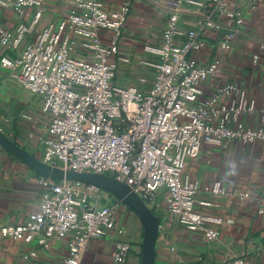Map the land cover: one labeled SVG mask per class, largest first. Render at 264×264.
<instances>
[{"label": "built area", "instance_id": "1", "mask_svg": "<svg viewBox=\"0 0 264 264\" xmlns=\"http://www.w3.org/2000/svg\"><path fill=\"white\" fill-rule=\"evenodd\" d=\"M68 1L70 9L42 25L22 47L43 17L45 0H0V9H12L19 17L13 28L0 23V48L17 52L2 56L1 65L13 71L23 89L40 96L47 116L37 157L64 171L109 175L144 203L162 195L180 226L201 233L205 241L217 240L222 218L206 209L218 206L228 191L214 181L201 192L185 172L187 160L202 144L263 141L264 126L243 121L256 103L236 83L227 81L204 94V83L223 64L221 56L206 51L207 38L215 32L219 50L230 51L246 34L244 10H255L260 0H243V6L239 0H169L160 41L145 44L143 55L120 48L128 3L114 10L103 0ZM186 5L196 22L189 29L180 25ZM27 9H32L31 24L23 20ZM130 71L140 73L137 83L117 81L118 73ZM29 180L42 186L36 209L22 221L0 223V236L23 243L37 240L42 247L52 239L64 240V264H81L88 243L114 231L119 238L112 264H127L130 243L116 224L120 199L103 204V189L79 180L40 174ZM218 264L247 262L224 254Z\"/></svg>", "mask_w": 264, "mask_h": 264}, {"label": "crops", "instance_id": "2", "mask_svg": "<svg viewBox=\"0 0 264 264\" xmlns=\"http://www.w3.org/2000/svg\"><path fill=\"white\" fill-rule=\"evenodd\" d=\"M108 9L118 10L128 3L126 25L120 48L124 53L143 55L145 44H157L169 16V0H103ZM244 5L243 0L238 1ZM41 21L32 26L22 43L31 41L48 21H56L70 9L68 0H45ZM184 6L180 25L196 26L194 16ZM245 11V35L237 38L230 51L222 52L210 31L206 51L223 59L220 72L203 85L204 94L227 81L236 83L255 100V110L242 117L247 126H264V0L253 11ZM32 9L23 20L31 24ZM17 14L0 9V23L13 28ZM179 42V41H178ZM16 51L0 48V131L27 151L38 155V136L45 131L47 116L42 113L39 95L23 89L13 71L1 65L2 56L15 57ZM258 59L254 62L253 55ZM132 72V71H130ZM146 88L147 85H140ZM186 174L197 181L201 192L214 181L228 191L217 201L218 206L206 209L222 218L219 238L205 241L201 233L180 226L165 208L163 196L156 202L144 203L138 198L119 206L116 224L124 228L130 243L127 264H218L224 254L242 256L247 264H264V140L243 144L232 141L227 147L202 144L198 154L187 160ZM73 174L86 172L72 171ZM89 174V173H87ZM86 177H91L89 175ZM39 175L0 145V223H16L32 213L42 194V186L29 180ZM103 189V204L116 196L111 188L115 181L109 176L98 178ZM122 197L124 195L115 192ZM247 193L243 197L241 194ZM159 224L161 227H159ZM114 231L92 239L81 264H112ZM36 252V256L31 253ZM67 246L64 240L52 239L48 247L34 240L30 243L0 236V264H64Z\"/></svg>", "mask_w": 264, "mask_h": 264}, {"label": "water", "instance_id": "3", "mask_svg": "<svg viewBox=\"0 0 264 264\" xmlns=\"http://www.w3.org/2000/svg\"><path fill=\"white\" fill-rule=\"evenodd\" d=\"M0 145H2L5 149H7L13 156L17 157L20 161H22L26 166H28L31 170H33L34 172L48 177V178H52V179H62V178H67L69 180H79V181H83L86 183H91V184H96L98 186H100L102 189H106L104 187V185L99 181V177L102 176H109V175H100V174H87L91 177H94L95 180H90L89 178H85L84 179H70L67 177V173L72 172V171H64L60 168L51 166V165H47L43 162H41L39 160V158L34 155L33 153L27 151L26 149H24L23 147H21L19 144H17L15 141L11 140L8 136H6L4 133H2V131H0ZM58 169L60 172L63 173V176L59 177V178H53L51 177V173L53 169ZM80 174V173H79ZM83 174V173H81ZM111 177V176H109ZM115 183L117 184H121L122 187V191L124 193V195L122 197H119V195L115 192H113L116 196V198L120 199L122 201V203H124L126 201V196L128 195V193L133 194L136 198H138L134 193L130 192V190L122 183H120L119 181H117L115 178L111 177ZM127 191V192H125ZM126 193V194H125ZM139 199V198H138ZM140 201H142L141 199H139Z\"/></svg>", "mask_w": 264, "mask_h": 264}, {"label": "rangeland", "instance_id": "4", "mask_svg": "<svg viewBox=\"0 0 264 264\" xmlns=\"http://www.w3.org/2000/svg\"><path fill=\"white\" fill-rule=\"evenodd\" d=\"M140 73L137 72H128V73H118V76L116 77L117 81L118 82H122V83H126V82H131V83H137V79L139 77ZM146 77L148 79V82L151 81V76L150 75H147L146 74ZM63 176V173L60 172L58 169H53L52 170V173H51V177L53 178H59ZM85 173L83 174H73L72 172H69L67 173V177L70 178V179H84L85 178ZM86 178H89L90 180H95L94 177H86ZM122 187L121 184H117L115 183V185L111 186L113 192H117L120 193L121 190H122ZM127 192V191H125ZM126 194V193H125ZM117 195V193H116ZM126 198V201H131V200H134V199H137L133 194L131 193H128V195L125 197Z\"/></svg>", "mask_w": 264, "mask_h": 264}]
</instances>
